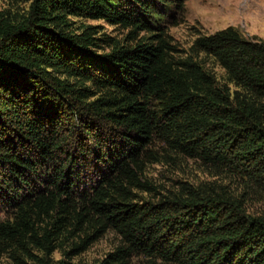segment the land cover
Returning <instances> with one entry per match:
<instances>
[{
    "label": "trees",
    "instance_id": "trees-1",
    "mask_svg": "<svg viewBox=\"0 0 264 264\" xmlns=\"http://www.w3.org/2000/svg\"><path fill=\"white\" fill-rule=\"evenodd\" d=\"M28 1L23 13L0 10V199L13 212L0 242L13 264H54L57 249L78 254L110 230L122 244L98 264H264V217L225 187L134 202L135 190L150 189L142 174L155 142L264 193V43L228 26L175 58L164 20L184 0ZM72 18L129 28L133 42L73 30ZM67 114L86 122L79 140L91 141L78 156ZM86 160L102 168L81 189Z\"/></svg>",
    "mask_w": 264,
    "mask_h": 264
},
{
    "label": "rangeland",
    "instance_id": "rangeland-1",
    "mask_svg": "<svg viewBox=\"0 0 264 264\" xmlns=\"http://www.w3.org/2000/svg\"><path fill=\"white\" fill-rule=\"evenodd\" d=\"M29 5L28 0H0V10L10 13H23ZM183 11L171 7L164 20V29L172 46L175 47L173 56L175 58L185 57L191 53V45L199 35L211 34L228 26L234 27L240 35L249 41H260L264 43V0H184ZM157 7H160L159 4ZM178 21L176 25L171 24V17ZM74 24L72 29L77 30L81 25L96 26L97 36L111 38L120 44L132 43L129 38V28L120 25H112L104 20H92L84 18H72ZM79 31V30H78ZM146 32H139L137 38L147 37ZM97 52H107L109 48L102 45ZM198 59L205 67L215 73L219 84L226 83V75L217 62L202 54ZM88 84V83H87ZM90 85V83H89ZM233 89V85L229 84ZM94 89V88H93ZM95 90V89H94ZM68 126L73 129V136L67 143L70 150L75 151L78 156L80 148L86 149L91 141L81 139L80 134L86 129V122L75 119L71 114L63 115ZM85 129V130H84ZM87 132H89L87 130ZM80 143L83 146H80ZM146 149L157 150L156 160L149 157L144 161L142 180L150 185V189L134 193V202H156L162 196H173L184 192L185 187H202L203 189L225 187L236 197L243 199L245 210L251 216L264 217V193L246 187L244 181L238 177H232L227 171L216 169L212 165L203 163L196 158H189L175 153L166 145L155 142ZM78 163L82 165L80 159ZM101 165H94L86 160L82 166L77 186L84 189L95 183L100 176ZM12 210L0 199V222L12 218ZM45 222L42 223L44 225ZM76 238L64 241V248L70 246ZM122 244L121 237L114 231H107L101 238L93 242L85 251L75 255H64L63 248L57 249L52 254V262L59 264H98L99 261L117 246ZM11 251H4L0 242V264H13ZM36 254L37 251H35ZM131 264H165L159 260L150 261L144 257L137 256L131 259Z\"/></svg>",
    "mask_w": 264,
    "mask_h": 264
}]
</instances>
